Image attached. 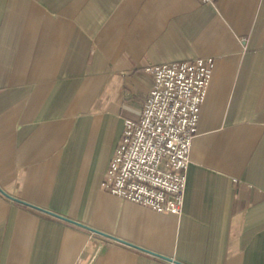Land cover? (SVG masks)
<instances>
[{
    "label": "crops",
    "instance_id": "1",
    "mask_svg": "<svg viewBox=\"0 0 264 264\" xmlns=\"http://www.w3.org/2000/svg\"><path fill=\"white\" fill-rule=\"evenodd\" d=\"M215 59L180 214L102 188L151 63ZM0 186L186 264H264V0H0ZM0 264H174L0 191Z\"/></svg>",
    "mask_w": 264,
    "mask_h": 264
},
{
    "label": "built area",
    "instance_id": "2",
    "mask_svg": "<svg viewBox=\"0 0 264 264\" xmlns=\"http://www.w3.org/2000/svg\"><path fill=\"white\" fill-rule=\"evenodd\" d=\"M214 65L211 56L148 65L153 86L139 117L125 120L103 189L159 213L182 212L193 140Z\"/></svg>",
    "mask_w": 264,
    "mask_h": 264
},
{
    "label": "water",
    "instance_id": "3",
    "mask_svg": "<svg viewBox=\"0 0 264 264\" xmlns=\"http://www.w3.org/2000/svg\"><path fill=\"white\" fill-rule=\"evenodd\" d=\"M0 191H1L4 195H6L7 197H9L10 199H12V200H14V201H17V202H19V203L25 204V205H27V206H30V207L35 208V209H37V210L43 211V212H45V213L51 214V215H53V216H55V217H58V218H60V219H63V220H65V221H68V222L73 223V224H75V225H78V226H80V227H83V228H85V229H88V230H90V231H93V232H95V233H98V234H100V235H102V236H104V237H107V238H109V239H112V240L118 241V242H120V243L126 244V245H128V246H131V247H134V248L139 249V250H141V251H144V252H146V253H149V254H151V255H154V256L160 257V258H162V259H164V260H167V261H169V262H172V263H174V264H186V263H183V262H181V261L175 259L174 257L168 256V255H164V254L158 253V252H156V251H153V250H151V249H148V248L142 247L141 245H138V244L133 243V242H131V241H128V240L122 239V238H120V237H118V236H116V235H114V234H112V233H109V232L103 231V230H101V229H98V228H96V227H93V226H91V225H88V224H86V223H83V222L78 221V220H76V219H73V218H71V217H68V216H65V215H61V214H59V213H56V212L51 211V210H49V209H46V208H44V207H41V206L35 205V204L30 203V202H28V201H26V200H23V199H21V198H18V197H16V196L11 195L10 193L6 192L1 186H0Z\"/></svg>",
    "mask_w": 264,
    "mask_h": 264
}]
</instances>
